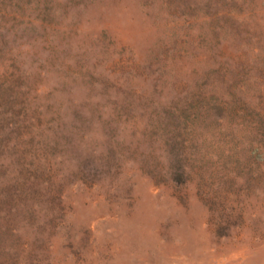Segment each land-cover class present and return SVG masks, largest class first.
<instances>
[{
    "label": "rangeland",
    "instance_id": "rangeland-1",
    "mask_svg": "<svg viewBox=\"0 0 264 264\" xmlns=\"http://www.w3.org/2000/svg\"><path fill=\"white\" fill-rule=\"evenodd\" d=\"M0 264H264V0H0Z\"/></svg>",
    "mask_w": 264,
    "mask_h": 264
}]
</instances>
